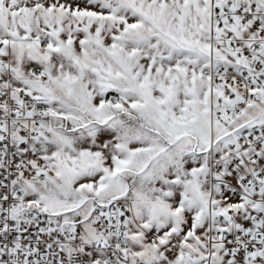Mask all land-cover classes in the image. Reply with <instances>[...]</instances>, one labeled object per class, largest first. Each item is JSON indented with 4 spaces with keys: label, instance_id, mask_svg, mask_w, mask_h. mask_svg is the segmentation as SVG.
<instances>
[{
    "label": "snow or ice",
    "instance_id": "6c2138e0",
    "mask_svg": "<svg viewBox=\"0 0 264 264\" xmlns=\"http://www.w3.org/2000/svg\"><path fill=\"white\" fill-rule=\"evenodd\" d=\"M0 264H264V0H0Z\"/></svg>",
    "mask_w": 264,
    "mask_h": 264
}]
</instances>
